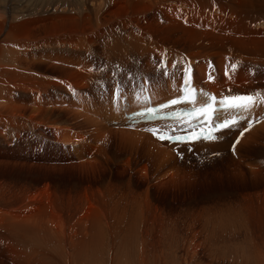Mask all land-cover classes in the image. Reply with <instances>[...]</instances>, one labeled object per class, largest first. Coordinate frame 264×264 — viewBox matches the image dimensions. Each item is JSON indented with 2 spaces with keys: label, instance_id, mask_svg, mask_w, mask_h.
Returning a JSON list of instances; mask_svg holds the SVG:
<instances>
[{
  "label": "rangeland",
  "instance_id": "rangeland-1",
  "mask_svg": "<svg viewBox=\"0 0 264 264\" xmlns=\"http://www.w3.org/2000/svg\"><path fill=\"white\" fill-rule=\"evenodd\" d=\"M204 10L211 20H236L223 12L224 8L219 7L217 10L212 6ZM166 14L163 8L158 9L155 6L146 12L141 10L127 14V18L132 21L126 24L127 28L121 26L119 16L110 17L101 25L89 29L86 37L79 36L78 45L82 44L81 46L45 44V47L41 46L42 49L33 48V59L30 58L25 66L28 70L27 76L15 74L17 79L14 84L10 81L15 86V82L20 79L12 93L19 104L26 103L25 106L21 104L25 110L17 112L28 120L21 124L22 128L7 125L0 130V215H3L4 210L8 212L9 208L11 212H23L26 209L22 208L27 205L31 207V204L40 203V200L37 201L38 197L34 195L32 198V195L44 188L53 195L50 201L59 207L68 221L66 224L72 223L77 216L92 209L89 207L91 203H97L104 211L99 216V222L95 226L86 225L85 236L83 233L86 240L93 237L99 243L97 248L87 247V254L81 252L75 245L78 238L73 235V252L70 248L71 239L65 240V243L54 242L55 237L49 239L47 236V241L51 240L47 250L49 256H43L48 264H253L252 255H255V249H261L264 253V131L258 129V136H252L254 139L245 145L241 143L243 146L239 143L241 141L236 142L230 132L225 133L222 139L224 141L212 147L198 144L174 147L172 149L175 153L168 161L156 157L160 154L156 153L157 150L150 149L147 140L143 138L130 135L137 141L136 146L131 143L124 147L118 137L115 138L112 134L122 130L116 129L113 116L105 115L104 110L112 114L113 109H116L117 96L123 87L142 89L143 76L139 74L144 70L148 73L144 74L147 79L145 82L150 84L149 80L161 73L168 76L173 73L181 75L184 72L182 61H187V55L180 54L182 50L177 46L186 45L172 39L173 42H163L157 35L161 27L162 30L170 27L169 21L172 19ZM263 19L264 12L259 15V22H253L254 26L264 27ZM182 21L183 16L175 20L177 23ZM140 23L149 25L150 28L151 25L155 26L154 30L157 29L156 26L160 28L154 32L153 28L147 29L143 24L140 26ZM248 23L252 24L250 21ZM128 28L135 32L144 31L152 41L156 38L155 43L166 46L151 45L148 41L144 53L129 48L130 52L125 60L132 59L126 60L127 62L117 59L116 52L119 50L115 51V55H107L106 48L113 41L123 40ZM174 43H178L177 46ZM224 46L227 55L231 53L228 56L230 72L247 68L251 73H259L264 77L261 72L264 71L263 62L247 59L237 46L230 47L227 42ZM159 48H162L160 53H179L182 59L178 60L181 62L168 68V57L160 59L156 53L151 54L152 49ZM112 52L113 49L111 54ZM50 53L57 57L61 54L66 57L56 58L58 62L41 56ZM205 57L208 59L207 71L213 75L215 59L208 55ZM136 62H139V69L136 65L130 66ZM149 66L151 67L148 68ZM85 67H88L86 71H91L88 77ZM76 71L80 73L78 78L81 85L77 80L76 83L71 81L75 80ZM73 75H76L75 78ZM51 76L54 77V84L48 83ZM257 81L256 77L255 82ZM114 82H117L116 86ZM259 86L247 90L251 93L262 90L264 94V83L260 82ZM161 89L166 90V86ZM236 90L229 89L230 92ZM97 102H100L103 109L96 114L101 118L104 116L105 120L102 119L110 127L113 126L106 127V132L104 130L101 137L96 133L97 128L90 123V120L102 123L94 114L99 107ZM104 102L109 104L105 105ZM82 104L87 107H82ZM22 111L25 112L21 113ZM259 112V120H263L264 104ZM233 145L236 151L233 150ZM165 146L171 148L168 144ZM170 172L173 173V179L164 185L160 184ZM84 204L86 205L81 209ZM6 235L7 230L0 226V264H16L7 257ZM28 244L29 241L21 240V246L18 247L21 252H26V260L23 259L25 264L29 260L26 254L33 256V246ZM261 256L264 257L263 254ZM261 263H264L263 259Z\"/></svg>",
  "mask_w": 264,
  "mask_h": 264
},
{
  "label": "bare ground",
  "instance_id": "bare-ground-1",
  "mask_svg": "<svg viewBox=\"0 0 264 264\" xmlns=\"http://www.w3.org/2000/svg\"><path fill=\"white\" fill-rule=\"evenodd\" d=\"M154 6L157 7L158 9L163 8V10L168 15H170V18L172 19L171 21H169L170 27L167 26L164 28V30L161 29L162 27L160 28L159 26H156L157 29L159 27L161 30V31H158L156 29L158 31L157 35H158L159 40H162L163 42H167L169 40L170 41L176 40L175 42L182 41L186 45L184 47H179L177 46L178 43L173 44L182 50L180 54L187 55V61L184 60L186 64H184L183 63L184 61H182V65L183 67L186 66L187 70L191 72L194 81L199 86H201V88H199V92L205 93V91H207V92H217L219 94H224V92L225 93L228 92V94L229 93L230 94L251 93L247 89L253 88L255 86L260 87L259 83L260 82L264 83L263 76L259 75V73L253 74L250 72V69H247V68H242L237 71L228 73V70H230L229 69L230 60H228V56L229 55L231 56V53H228L229 55H227V52L224 46L226 42L228 43V46L230 47L237 46L239 49V52L243 53L247 59L253 58L256 61L259 60L264 63V27L257 28L254 26L255 23H253L255 21H258L259 15L262 14V12H264V0H115V1L114 0H0V126L1 124L3 125L0 127V130L3 129L7 125H12L14 126V128L15 127L19 128L22 126L21 124L25 123L26 120H28V118L26 119L24 118V116H22L23 114L21 115L19 112H17L20 110H25L24 107L22 106L23 105L25 106L26 103L25 104L21 103L23 104L21 106V104H19V101L16 99V96H14L12 93L13 87L19 85L18 80L20 79H18L15 82L16 83L15 86L12 85V83L10 84V81L13 82L14 84L15 79H17L15 74L16 75L23 74V76L24 75L27 76L28 70H27V67L25 66H27L28 62H30L29 61L30 58L33 59L32 58L33 51H31V49L36 48V47L39 48L41 46H44L45 44L46 46L47 45L49 46L51 44L54 46H57L58 44L60 45L66 44L68 46L70 44L72 46L75 45V47L81 46L82 44L78 45L79 36L83 35L84 37H86L88 34L87 31L89 29H92V28L94 29V27L101 25L103 22L109 20L110 17L119 16V19L121 18V22H120L121 26H125L124 28H127L128 26L126 24L132 22L131 18H127L129 17L127 14L139 12L141 10H144L146 12V10H149V9L151 10V8H154ZM212 6L218 7V8L219 7L224 8L223 11L227 15H234L233 18H236V20L234 21L230 18H226V19L214 18L213 20H211L204 9L208 7H212ZM182 16H183L184 21L179 22V23L175 22V20H177L178 18L181 19ZM249 21L252 22V24L248 23ZM140 24H141L140 26H142V24L144 25V23H140ZM144 26L145 28L147 27V29H150V30L151 28L155 27V26L152 27V25H151V28L149 25L148 26L144 25ZM143 30L145 29L143 28ZM156 30H154L153 28L154 32ZM99 31L102 32V29H100V27H99ZM146 34L147 33H144V31L135 32L133 29L128 28L127 35L124 38H122L123 40L118 39L117 41H113L114 43L111 44V46H109L108 48H106L107 55H115V51L119 50L118 52H116V57L117 59H121L122 61H124L126 56H128L130 52L128 50L129 48L134 50L135 52L144 53L146 42L148 41L150 42L151 45H157L159 47L166 46V45L163 46L162 44L155 43L154 40H156V38L152 41ZM170 37H175L176 39L170 38ZM219 39H223V41L220 42ZM86 41L88 42L89 40L86 39ZM85 46L88 47V45H85ZM42 48L43 47H41V49ZM112 49L114 50V52H112L111 54ZM161 49L162 48L155 49V50L152 49L151 54L156 53L158 57H161L160 59L168 57L169 59L166 64L168 68H173L172 66H174L176 62L178 64L181 62L180 60H178V58H181L179 57L180 56L179 53H172V54L160 53ZM169 49L170 48H168V50ZM207 55L215 59L214 61H215L216 67L214 69V74L217 77L216 76L214 77L207 72L206 67L208 66L207 65L208 59H206L205 57ZM41 56H43L46 59H55L54 61L57 60L56 58L59 59V58L66 57L65 55H62V54L61 56L57 57L56 55L52 53L41 55ZM181 56H184V55H181ZM130 59H132V57ZM158 59L156 60V63ZM57 61L59 62V60ZM8 62L15 63L16 65H13L12 63L9 64ZM138 63L139 62H136L132 65L129 64V65L130 66L136 65L135 67L139 69V67H137ZM19 65H22V67H19ZM89 67H90V63H89ZM150 67L151 66H149L148 68ZM83 68H84V65H83ZM86 69H88V67L87 68L85 67V71ZM85 71L83 72L84 73L87 72L86 74L88 77V73H90L91 71H88V70L86 72ZM184 72H187V71L185 70ZM261 72L264 73V71H261ZM73 73L74 71L72 72V74ZM79 74L76 71L77 76L73 75V77L76 76V78L74 77L75 80L73 79L72 80L70 79V80L75 81V83L78 81L77 83L81 85V81L78 78L80 76ZM144 74H148L147 70H144L139 74L140 76H143L141 82H144V84L146 83L150 84L148 81L145 82V80L147 79L144 77ZM176 75L177 74L173 73V75L169 74L168 76H166L163 73H161L159 76H157L154 79L153 78L151 80L148 79L149 81H151L149 88L151 90L152 98L154 101L160 102L162 100H165L166 98H169L171 96H176L180 93L183 79L182 77L179 78ZM256 77L258 80L257 82H255ZM69 78H71L70 75H69ZM84 78L86 79L85 76ZM53 79L54 77L53 78L52 76L49 77L48 83L54 84L55 80ZM114 83H115L114 86H116L117 82H114ZM33 84L37 85V83H33ZM55 84H58V83H55ZM163 86H166V90L161 89ZM16 88H19V87H16ZM19 89L21 90V88ZM130 89H131L130 87L128 88L123 87L122 93H125ZM229 89H235V90L239 89V91L236 90V91L230 92ZM259 91H262V90H256V92H259ZM203 99H204V95H201L199 100L202 101ZM127 101L130 104V107L125 109L123 113L137 111L143 106V103L141 102L140 97L136 96L133 93H129L127 95ZM32 102H36V101H32ZM97 103L99 107L96 109L97 111H95L94 114L102 121V123H99L96 120H90L91 121L90 123H92L93 126L97 128L96 133H99L98 137H101V135H103L102 132H104L106 127L112 128L113 126L111 125L112 127H110L109 124L104 121L105 119L103 118L104 117L103 115H102L103 116L102 118L104 120L101 118V116H98L96 114L97 112L103 109V106L100 104V102H97ZM63 104H65L64 101H63ZM104 104L108 105L109 102H104ZM33 105L34 103H32V106ZM82 107L85 108L87 106L82 104ZM261 108L262 106L260 107V109ZM104 111L106 112L105 115L113 116L112 118L113 120H118L119 111H117L116 109H113L112 114L109 113L107 110H104ZM24 112L22 111L21 113H24ZM259 114L260 112L258 108L257 110L255 109V106L252 107L249 111L244 112V115L247 116V118H252L255 121L258 118ZM116 115L117 117H115ZM29 119L33 120L32 118H29ZM87 119L88 117H86V120ZM258 129L262 132L264 131V120H261L260 122L258 121L255 126L250 127L246 131V133L242 136L240 140L241 142L239 143L240 144L243 143L245 145L249 141H252V139H254L252 138V136H256V135L258 136V131H259ZM117 130H122V131L115 132V133L112 132V134L115 135L114 136L115 138L118 137L120 143H123L124 147L131 145V143L132 145L136 146L137 141L130 135L134 136L135 138H143L147 140V143L149 145L148 147H150V149L157 150L156 153L160 154L159 156H156V157L160 159L161 158L167 159V161L171 159V157H173V154L175 153V151L172 148L178 147V146H181V147L185 146V144L179 145V144H173V143L160 142L157 139L153 138L149 133H146V132L131 131V130L123 129V128H119ZM191 131H200V129L178 131L174 134L188 135ZM58 133H59V130H58ZM217 143L219 142H210V143L200 142L197 144L203 145V146L210 145L212 147L214 144H217ZM165 144H168L171 148H168L167 146H165ZM142 145H139V147ZM192 145L193 144H189V146H192ZM142 169H145V167L142 166ZM167 175L168 176L163 181L161 180L162 182H159V181L157 182L164 185L166 182H169V180L173 179V173L170 172V174H167ZM35 193L32 195L33 196L32 198H34L35 197L34 195H36L38 197L37 201L40 200V203H36L33 205L31 204V207L30 206L28 207V205L27 206L25 205L26 207L22 209H26V211H23V212H11L10 211L11 208H9L10 210H8V212L4 210L3 215L2 216L0 215L1 216L0 226L4 227L7 230L6 236H8V238H7V242L5 241L8 246L7 251H6L8 252L7 257H9L12 260V262L16 264H25L23 263V259L26 260L25 259L26 257L24 258L26 252L25 251L21 252L20 250H18V247L21 246L20 245L21 240L29 241V244L33 246L32 248L30 247L32 249L33 256H29V254H26L27 257L29 258L26 264H48L45 262L44 256H49L48 255L49 252H47V250H48L49 243L51 241L49 239L51 237H55V239L56 237H59L58 240L54 239L53 240L54 242L57 241V242L65 243V240H68V239L70 240L71 237L75 235V238H78V241L76 240L77 242L75 245L78 246V249L81 252H85V253H86L87 247L90 249L93 247H96V248L98 247L99 243L97 244V241L93 237H91L89 240H86L84 238L86 234L85 233L86 225L95 226V224L99 222V216L103 214L102 212H104L101 210V207L97 206V203H91L89 207H92V209H89V211L86 214L77 216L76 219L72 221V223L66 224V222L68 221H66V218L61 213L59 207L56 206L54 202L50 201V199H53L52 198L53 195L49 191H47L46 188L42 190H38L37 194ZM26 197L28 198V196ZM32 198H29V199H32ZM262 198L264 199V195L262 196ZM26 200H24V202ZM29 201H32V200H29ZM85 205L86 204L81 205V209H83ZM29 208H34V209L31 210ZM97 217H98V221H96ZM48 231H50L49 234H47ZM83 233H84V236H83ZM47 236L49 238L48 241H47ZM72 239H74V237ZM72 239L70 240L71 250H72L71 244H73ZM2 243L4 247L3 240H2ZM24 243L27 244V242H24ZM64 246L63 248H65ZM72 251L74 252V250ZM250 251L252 252V250ZM261 253L264 255L261 249H258V248L255 249V255H252L254 259L253 264H262L261 262H262V259L264 260V257L261 256L262 255Z\"/></svg>",
  "mask_w": 264,
  "mask_h": 264
},
{
  "label": "snow or ice",
  "instance_id": "snow-or-ice-1",
  "mask_svg": "<svg viewBox=\"0 0 264 264\" xmlns=\"http://www.w3.org/2000/svg\"><path fill=\"white\" fill-rule=\"evenodd\" d=\"M204 99L200 102V106L197 107L196 90L194 88H186L184 95L173 98L167 101L166 104H161V109H167L170 106H175L181 103H188L192 106V111L189 113L191 119H197L201 121L199 125L200 131H191L188 135H176V134H161V130L157 128L148 129L157 139L161 141H168L170 143H184L192 140L204 139L215 140L217 136L215 133L219 129H228L236 127L238 124V118L233 116L231 119H220L221 110H236V111H249L255 105L256 96L254 95H226L219 101V108L214 107L216 104V97L203 94ZM149 113H154L155 109H147ZM173 115H176L173 113ZM215 115V119H213ZM243 119L244 117H240ZM207 125L205 128L204 125ZM252 126V121H248V127ZM248 129L246 128L245 131ZM179 131V130H177ZM243 132H241V136ZM238 142V141H237ZM235 145H233V150Z\"/></svg>",
  "mask_w": 264,
  "mask_h": 264
}]
</instances>
